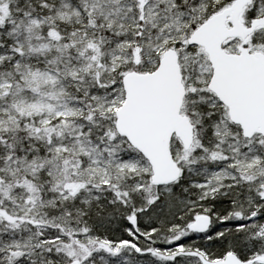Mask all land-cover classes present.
I'll return each mask as SVG.
<instances>
[{
	"label": "snow or ice",
	"instance_id": "1",
	"mask_svg": "<svg viewBox=\"0 0 264 264\" xmlns=\"http://www.w3.org/2000/svg\"><path fill=\"white\" fill-rule=\"evenodd\" d=\"M0 264H264V0H0Z\"/></svg>",
	"mask_w": 264,
	"mask_h": 264
}]
</instances>
